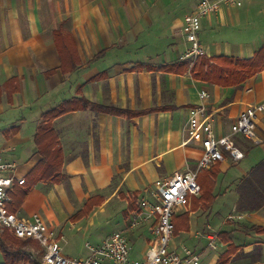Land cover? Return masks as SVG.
I'll list each match as a JSON object with an SVG mask.
<instances>
[{
  "label": "crops",
  "instance_id": "1",
  "mask_svg": "<svg viewBox=\"0 0 264 264\" xmlns=\"http://www.w3.org/2000/svg\"><path fill=\"white\" fill-rule=\"evenodd\" d=\"M199 1L0 0V150L16 163L17 176L27 179L41 160L34 138L47 111L84 98L126 112L78 109L53 122L64 158L62 175L38 181L17 213L26 219L39 214L64 236V255L76 257L66 247L82 238L84 228L114 217L124 218L118 230L131 247L143 244L147 250L152 225L129 230L126 218L157 180L196 168L201 151L184 140L189 109L202 104L200 93L211 95L205 104L218 134L228 133L247 106L264 102V71L242 87H221L195 79L193 65L171 70L186 62L185 18ZM248 1L264 11V0ZM231 20L225 6L203 19L199 37L205 56L248 59L264 46L251 40L221 44L215 34L226 31ZM21 111L24 116L13 115ZM257 126L262 138L257 143L264 147V115ZM251 153L232 168L220 164L227 186L219 196H233L224 203L227 213L219 229L237 248L229 264H264V233L252 229L264 228V207L237 209L238 185L264 160L248 161ZM90 204L91 211L79 216ZM228 246L220 240L215 264Z\"/></svg>",
  "mask_w": 264,
  "mask_h": 264
},
{
  "label": "built area",
  "instance_id": "2",
  "mask_svg": "<svg viewBox=\"0 0 264 264\" xmlns=\"http://www.w3.org/2000/svg\"><path fill=\"white\" fill-rule=\"evenodd\" d=\"M248 0H200L194 13L185 18L183 30L189 47L183 56L184 61L194 65L198 58L205 55L200 41L203 19L217 15L225 5H234ZM211 95L200 93L201 105L192 107L188 112L185 146L201 151L196 168L175 172L169 179L157 180L150 196L143 198L137 209L129 214V228L139 229L152 225V237L146 253L141 259L131 257L132 247L124 230L108 235L96 246L88 245L85 257L64 255L61 242L64 236H57L39 215L26 219L9 209L11 193L16 186L26 184L25 177L17 176L16 163L8 161L0 150V228L9 230L20 240L37 241L42 249L43 264H202V257L196 249L174 244L177 213L190 205L191 199L201 195L199 174L225 162L239 163L246 158V151L240 139L253 140L257 137L259 114L264 112V102L247 106L232 123L226 134H218L207 102ZM204 236L209 247L215 246L219 236L212 232ZM199 234V233H198ZM200 236V234H199ZM197 236V238L199 237Z\"/></svg>",
  "mask_w": 264,
  "mask_h": 264
},
{
  "label": "trees",
  "instance_id": "3",
  "mask_svg": "<svg viewBox=\"0 0 264 264\" xmlns=\"http://www.w3.org/2000/svg\"><path fill=\"white\" fill-rule=\"evenodd\" d=\"M190 65L186 61L178 66L171 68L172 71L179 72ZM264 71V46L261 47L253 57L241 59L228 56H202L192 66L191 73L197 80L211 83L221 87H242L249 79ZM92 108L97 112H109L113 114H126L116 108L101 106L92 103L84 98H74L63 102L44 113L43 121L38 127L35 135V143L38 153L41 156L40 162L33 171L27 176L25 191H20V186H16L15 192L11 193L12 203L9 209L12 212H18L23 201L26 199L29 190L40 180L50 181L59 179L62 175L64 158L59 146V138L54 130L53 122L58 117L69 112ZM217 166H220L218 164ZM215 166V167H217ZM213 167V168H215ZM217 168L209 172H201L198 181L201 189H204L202 197L196 202L197 207L202 204L204 208H210L215 202L213 190L215 182L209 178L218 177ZM239 193L237 209L241 212L257 211L264 207V160L256 164L249 171L237 187ZM199 204V205H198ZM91 205L87 206L79 216L85 215L91 211ZM132 209H135L134 207ZM189 216H178L174 218L175 233L177 229L184 228L188 222ZM254 231L264 233V228L253 227ZM221 239L228 244V249L219 257L218 264H229L233 255L237 253V248L233 246L226 233H220ZM32 240L16 239L9 230H3L0 233V252L3 255L4 262L1 264H38L34 256L26 250L27 245Z\"/></svg>",
  "mask_w": 264,
  "mask_h": 264
},
{
  "label": "rangeland",
  "instance_id": "4",
  "mask_svg": "<svg viewBox=\"0 0 264 264\" xmlns=\"http://www.w3.org/2000/svg\"><path fill=\"white\" fill-rule=\"evenodd\" d=\"M225 7L228 8V10L231 12L232 20L230 24H227L226 27L223 28L226 29V31L215 34L220 37L221 44H232L234 42L246 43L250 40L254 43L255 41L256 43L264 41V11L258 3L250 1H239L234 5H225ZM23 114L24 112L21 111L20 113H15L13 115L24 116ZM263 115L264 113H261L259 114V117L261 118ZM2 128L3 125L0 122V130ZM256 132L258 133V126ZM258 137L253 140H246L242 138L239 141L242 147L248 148V150H245L246 157L247 151L249 153L252 150V153L250 154V159L248 160L250 162L255 159L264 158V147L261 145L263 144V141L257 143ZM259 139L262 140V138L260 137ZM228 163L232 164L229 168L234 167L233 164H238L232 162ZM215 168H217L216 172L220 174V166H217ZM215 168L205 170V172L213 171L215 170ZM203 173H201V175ZM209 178L212 180V182H215V187L217 186L216 193L213 194V196L215 197V202L210 208H204L202 204H198L199 206L197 207L196 202L202 197L203 193L205 192L204 189L202 190L200 196L192 198L190 205L185 208H182L176 215V217H183L185 215L189 216V220L184 224V228L177 229L173 240L174 244H176L177 246L185 245L191 249H196L202 257V264H215L217 256L221 253L217 246L220 245L221 240V236L219 234L222 233L219 232L220 224L225 219L227 213L224 203H229L233 200V196L229 193H227L226 197L221 198V196H219L223 195V192L225 191L224 189L227 186V183L225 181V175L221 174L217 178H213L209 175ZM152 188L154 190L155 186L153 185ZM139 199L137 205L143 198H141L140 200ZM128 217L129 216H127L126 218L127 223ZM123 221L124 218L121 219V217H114L112 220L97 223L95 226L90 227L88 230H85L84 228L86 227L85 225L87 223L85 222V225L83 226L84 230L80 233L82 235V238L77 241L74 240L72 241V244L67 245L68 247H66V252L76 257L87 256L88 245H98L97 243L100 239H104L106 236L110 235L115 231H118V229L123 227L125 224ZM127 225L129 226V223ZM208 225H211L212 232L219 236V240L217 239L215 246L209 248L208 240L204 236L205 233L210 231V229H208ZM128 229L132 230L130 228ZM2 231L3 229L0 228V233ZM198 233L200 234V236ZM197 236L199 237L197 238ZM26 250L34 256L38 264H43L41 253L42 249L37 241L30 242L27 245ZM145 253L146 249L142 244L140 246H135L134 249L132 248L131 257L133 255L134 257L143 258ZM3 262L4 258L2 253L0 252V264Z\"/></svg>",
  "mask_w": 264,
  "mask_h": 264
}]
</instances>
